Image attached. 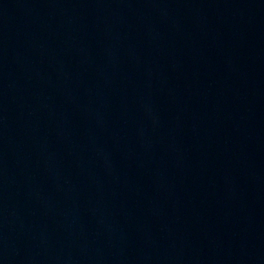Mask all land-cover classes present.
Wrapping results in <instances>:
<instances>
[{"label": "water", "instance_id": "obj_1", "mask_svg": "<svg viewBox=\"0 0 264 264\" xmlns=\"http://www.w3.org/2000/svg\"><path fill=\"white\" fill-rule=\"evenodd\" d=\"M0 264H264V0H0Z\"/></svg>", "mask_w": 264, "mask_h": 264}]
</instances>
